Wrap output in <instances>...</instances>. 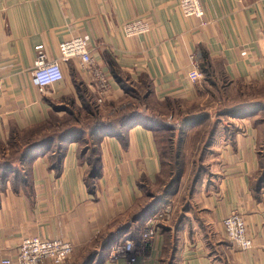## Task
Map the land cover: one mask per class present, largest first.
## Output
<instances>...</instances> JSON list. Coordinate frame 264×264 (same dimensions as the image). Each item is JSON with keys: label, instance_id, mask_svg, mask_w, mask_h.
<instances>
[{"label": "crops", "instance_id": "0c3cea01", "mask_svg": "<svg viewBox=\"0 0 264 264\" xmlns=\"http://www.w3.org/2000/svg\"><path fill=\"white\" fill-rule=\"evenodd\" d=\"M177 2L0 0V166L10 137L52 113L64 114L53 106L72 102L81 108L86 95L108 118L113 108L117 113L128 104L108 56L124 76L147 86L146 102L181 107L196 102L208 83L193 82L188 74L202 52L213 65L221 62L228 84L264 82V0H200L201 18L185 17ZM136 17H147L152 30L125 37L122 24ZM73 37L87 40L96 66L107 75L109 91L102 105L75 58L60 61L63 78L54 85L38 88L31 82L37 52L42 50L48 61L59 59L60 44ZM260 115L245 112L231 119L232 126L215 131L195 165L204 171L199 169L192 180L183 170L186 196L179 198L181 186L171 198L180 199L173 219L133 264H264V184L257 195L252 190L264 141V123L256 122ZM84 149L78 140H69L59 174L50 168L47 152L14 163L7 173L0 169V260L14 256L24 237H39L69 241L68 264L90 256L91 264H127L109 262L107 256L118 231L137 238L145 217L137 221L135 216L151 199L148 188L156 191L160 184L162 156L155 131L137 122L128 127L124 142L102 137L94 190L85 181L90 162ZM143 177L147 183L140 188ZM234 211L243 215L253 237L247 252L238 251L223 231V219Z\"/></svg>", "mask_w": 264, "mask_h": 264}, {"label": "trees", "instance_id": "16d2710c", "mask_svg": "<svg viewBox=\"0 0 264 264\" xmlns=\"http://www.w3.org/2000/svg\"><path fill=\"white\" fill-rule=\"evenodd\" d=\"M108 62L112 76L117 80L127 96L130 98L138 96V100L146 102V93L141 94L140 96L138 92L140 86H137L134 81L127 76H124L120 70L117 69L115 62L110 59L109 56ZM198 67L203 74L202 80L210 84V87L215 88L216 91H221L223 88L222 83H226L223 72H221V62H216L213 65L207 53L202 52ZM215 74H217V76ZM146 87L147 86H144L145 91ZM240 95L241 102H229L223 100L224 103L220 107V109H222L220 112L224 113L225 116L230 117H238L248 111H260L264 113V105L260 106L254 102H250L249 96L243 95V92H240ZM93 103L94 102L84 95L81 108H76L72 102L62 104L61 106H53L54 110L64 111V114L58 116L56 113H52L46 121L27 128L21 134L16 133L10 137L7 142L9 152L7 155L3 154L4 162L0 166V169H3L4 173H7L13 169L14 163L34 158L39 152H47V158L51 161L50 168L55 169L56 173L59 174L61 167L60 164L64 158L65 144L71 139H76L81 145L85 146L82 153L89 151L88 160L90 162V169L86 175L85 181L88 188L94 190L93 181L98 177L100 169V160L95 157L100 139L104 136H115L124 142L128 127L134 123L141 122L144 126L154 129L158 143L162 142L161 140L163 136L166 137L168 142H173L170 145L173 156L170 164L172 165V170L168 174L169 179L163 182L161 181V177H159L160 184L156 191H152L148 188L147 193L151 199L146 206L143 207L141 213L135 216V220L138 221L153 212L160 205L169 202L176 194L184 170L181 161V148L187 132L190 129H194V134H200L203 128L210 127L206 135V144L204 146L206 149L215 134V129L217 128L216 122H211V116L209 114H196L194 111H191L193 108L189 112L183 113L184 115L182 116L181 125L179 126V129H175L171 126L168 128V125L166 124L167 116L146 111L145 107L144 109H140L139 106H135L131 102H128V104H126L121 110L108 118L102 117ZM166 105L171 110L176 107L177 114L179 110L183 109V107L176 102L173 104L170 101H166ZM178 115H181V113ZM171 117L173 120L176 118L173 115H171ZM256 122L264 123V116L261 114ZM175 130L178 134H175ZM167 133H172L174 136ZM173 137H177L176 142L173 141ZM161 156L163 169L165 164L162 153ZM258 157L259 171L257 172L254 181H252V190L256 195L264 184V141L258 152ZM177 166L181 167V169L179 168V170H177ZM14 181L20 182L19 176H16V180ZM146 183L147 181L143 177L137 185L140 188H145ZM117 235H119V233L115 234V236ZM91 263L92 256L78 264Z\"/></svg>", "mask_w": 264, "mask_h": 264}, {"label": "built area", "instance_id": "2783aa9c", "mask_svg": "<svg viewBox=\"0 0 264 264\" xmlns=\"http://www.w3.org/2000/svg\"><path fill=\"white\" fill-rule=\"evenodd\" d=\"M177 5L185 17L201 18L204 15L200 0H178ZM151 30L147 17H136L122 24L125 37L146 35ZM71 58L77 59L83 71L90 77V88L96 96V103L102 105L109 91L107 75L96 66L87 40L81 37H73L62 42L59 59L48 61L44 52L39 50L31 71L32 84L38 88H46L59 82L63 78L60 61ZM188 77L193 82L203 79L196 59L193 60ZM176 210L177 203L174 200L162 204L144 218L142 230L135 239L130 236L124 237L121 230L118 231L119 235L110 245L107 260L109 262L125 260L127 264H133L139 251L152 247L159 228L173 219ZM222 226L226 239L238 251L247 252L253 248V237L247 232L244 217L240 212L234 211L225 217ZM72 254L73 246L67 240L24 237L18 245L16 254L2 258L0 264H43L46 262L68 264Z\"/></svg>", "mask_w": 264, "mask_h": 264}, {"label": "rangeland", "instance_id": "374dc122", "mask_svg": "<svg viewBox=\"0 0 264 264\" xmlns=\"http://www.w3.org/2000/svg\"><path fill=\"white\" fill-rule=\"evenodd\" d=\"M222 85H223V88L221 89V91L218 92L216 91L215 88L210 87V84H208L206 87H204V89L201 90L199 97L196 99V102L190 105L182 104L183 109L178 111V114L181 113V115L177 114L176 107L172 108L171 110L166 104H159L157 102H154L153 100L143 102L137 99L138 96L131 97V98L128 97V101L134 104L135 106H139L140 109H144V106L145 107L147 106V107H150L148 108L149 109L148 111H151L153 113H158L159 115L163 114L167 116L166 124L168 125V128H170L171 126V127H174L175 129H179V126L181 125V122H182V116L184 115L183 113L189 112L193 108V110L191 111H194L196 114L207 113L211 116V122L214 121L217 124V128L215 129V131H217L221 127L224 128V127H229L233 125L232 120H231L233 117L225 116L224 113L220 112L222 110L220 109V107L224 103L223 100H226L229 102L231 101L241 102L242 100H240L241 98L240 92H243V95L249 96L250 102H254L255 104H258L260 106L264 105V82L259 83V84H250V85H247V84L232 85V84H228L227 82V83H222ZM138 92L140 96L141 94H145V88L140 87ZM116 109L117 107L112 109V112H114L113 114H115ZM261 114L264 116L263 112H261ZM171 115L175 116L176 117L175 120L178 122H176L172 118L171 120H169ZM208 129H210V127L203 128L200 134H197V133L194 134L193 132L191 133L187 132V135L184 141L182 142L181 161H182L183 167L185 165L184 171H185V175L187 176L185 178H188V179L192 178L193 180L195 178L197 171H199V169L204 171L201 167H195V165L199 162L197 161V159H199V156L202 155V157H204L203 155H205L204 146L206 144V135H207V132L209 131ZM167 134L172 135V133H167ZM175 134H178L176 130H175ZM161 141L162 142H159V147L163 155V158H164L163 160L165 164L162 169L161 181L165 182L166 180L169 179L168 174L172 170V165L170 164L172 162L173 154H172V150L170 149L171 148L170 145L173 142L172 141L168 142L166 140V137L164 136L162 137ZM173 141L176 142L177 137H173ZM179 168L181 169V167L177 166L176 169L179 170ZM188 185H189L188 182H184L183 186L179 182L177 191L182 186L180 189L183 192V194L179 197L180 199H182L184 195L186 196L188 192ZM179 198L177 197L171 200H174L179 205L180 204ZM147 250H149V248H144V250L142 249L141 251L138 252L139 254L138 256L143 255L145 252H147ZM138 256L136 255L135 259ZM134 262L135 261H133V263Z\"/></svg>", "mask_w": 264, "mask_h": 264}]
</instances>
